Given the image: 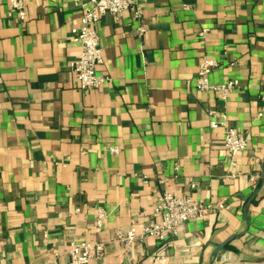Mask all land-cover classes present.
Wrapping results in <instances>:
<instances>
[{
    "label": "crops",
    "instance_id": "1",
    "mask_svg": "<svg viewBox=\"0 0 264 264\" xmlns=\"http://www.w3.org/2000/svg\"><path fill=\"white\" fill-rule=\"evenodd\" d=\"M81 1L27 0L21 21L0 0V264H67L78 240L104 243L90 264H264V0H137L140 21L102 17L110 81L88 91L69 68ZM204 57L212 83L238 81L226 102L196 88ZM210 110L246 140L236 167ZM165 190L222 208L165 242L114 243Z\"/></svg>",
    "mask_w": 264,
    "mask_h": 264
},
{
    "label": "built area",
    "instance_id": "2",
    "mask_svg": "<svg viewBox=\"0 0 264 264\" xmlns=\"http://www.w3.org/2000/svg\"><path fill=\"white\" fill-rule=\"evenodd\" d=\"M27 0H9L10 12L21 21L26 20ZM81 10L78 24L70 29V40L79 45L80 51L76 58L69 62L77 87L81 91L98 89L110 81L109 76L100 74L98 67L103 62V54L99 44V36L95 25L104 16L118 20L127 11H130L134 20L142 19V8L137 0H83L77 3ZM147 30L144 26L137 28L139 38H143ZM203 30L200 35H204ZM218 67V62L204 57L197 67L196 88L201 92H214L219 99L226 102L230 94L238 87L237 80H227L222 83L210 81L211 72ZM209 127L224 130V148L231 167H236L235 158L246 147V140L240 130L227 125L225 113L210 110ZM261 115V114H260ZM259 115V116H260ZM112 151H116L115 148ZM233 177V174L227 175ZM222 204H200L191 196H177L165 190L160 193L154 204V218L143 223L131 222L127 229L117 228L112 241L122 246L128 252L133 245L146 237H152L159 242L173 238L181 226L191 219H200L213 209H221ZM105 213L100 210L96 218V225L103 226ZM104 255L103 242H86L82 240L71 243L68 251L67 264H90L93 260H100ZM41 264H57L55 260H45Z\"/></svg>",
    "mask_w": 264,
    "mask_h": 264
},
{
    "label": "water",
    "instance_id": "3",
    "mask_svg": "<svg viewBox=\"0 0 264 264\" xmlns=\"http://www.w3.org/2000/svg\"><path fill=\"white\" fill-rule=\"evenodd\" d=\"M246 232V231H245ZM245 232H242L241 234H239L238 236H232L231 238H229L226 242H228V241H230L231 239H234V238H237V237H240V236H242ZM226 242H224V243H222V244H220L218 247H217V249L215 250V253H214V255H216L218 252H220L223 248H224V246H225V244H226Z\"/></svg>",
    "mask_w": 264,
    "mask_h": 264
}]
</instances>
